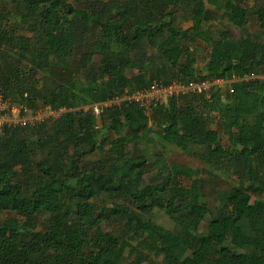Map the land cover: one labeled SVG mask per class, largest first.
I'll list each match as a JSON object with an SVG mask.
<instances>
[{"label":"trees","instance_id":"1","mask_svg":"<svg viewBox=\"0 0 264 264\" xmlns=\"http://www.w3.org/2000/svg\"><path fill=\"white\" fill-rule=\"evenodd\" d=\"M0 94V264H264V0H0Z\"/></svg>","mask_w":264,"mask_h":264},{"label":"built area","instance_id":"2","mask_svg":"<svg viewBox=\"0 0 264 264\" xmlns=\"http://www.w3.org/2000/svg\"><path fill=\"white\" fill-rule=\"evenodd\" d=\"M255 78L256 76H251L244 79L234 78L232 80L218 79L213 84L205 83L202 85H195L191 87H185L177 83L171 85L170 87H162L159 84L155 83L149 90L137 91L132 97L129 96V94L126 91V93L123 95V98L120 100H116L104 104L103 103L94 104V105L86 106L84 109L89 113H95V115L99 116L104 107L112 106L114 104H119L121 101H130L133 99L141 102L145 107L149 108L153 104L164 103L163 96L168 95L169 91H172L170 94V98L171 100H173L175 97H178L180 94H186L192 90L201 91L202 89L209 88L211 85H217L220 87L230 86L231 93L233 94V96L236 97L237 94H239V88L232 86L233 83H240ZM61 111L64 110H60V111L43 110V111L35 112L33 109L26 107L22 103L16 102L12 98L6 97L4 94H0V136H2L6 128L36 126L49 119L56 121L61 117L62 114L65 113L64 111L61 114ZM57 114H59V116Z\"/></svg>","mask_w":264,"mask_h":264},{"label":"rangeland","instance_id":"3","mask_svg":"<svg viewBox=\"0 0 264 264\" xmlns=\"http://www.w3.org/2000/svg\"><path fill=\"white\" fill-rule=\"evenodd\" d=\"M210 26L212 27V29L217 33L218 31L220 30H224L226 32H228L232 38L235 40V41H238L241 43V45L245 48L248 46L249 44V41L248 40H241V30L234 24L232 23L231 21L229 20H225V21H218V22H213L210 24ZM239 83H233L232 86H235L236 88H239L237 85ZM190 91V90H189ZM193 91V90H192ZM172 91H169L168 92V95H164V100L163 102H167L169 100H171L170 98V94H171ZM188 92V91H187ZM177 95V94H175ZM238 95V94H237ZM120 102V101H119ZM118 102V103H119ZM64 111H61V114L63 113ZM48 115V114H47ZM59 116V114H57ZM112 261L114 263H118L119 262V259L115 256L112 257Z\"/></svg>","mask_w":264,"mask_h":264}]
</instances>
